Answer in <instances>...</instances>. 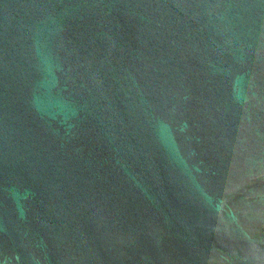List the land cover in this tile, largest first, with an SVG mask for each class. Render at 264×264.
Instances as JSON below:
<instances>
[{"label": "water", "instance_id": "water-1", "mask_svg": "<svg viewBox=\"0 0 264 264\" xmlns=\"http://www.w3.org/2000/svg\"><path fill=\"white\" fill-rule=\"evenodd\" d=\"M0 264H264V0H0Z\"/></svg>", "mask_w": 264, "mask_h": 264}]
</instances>
